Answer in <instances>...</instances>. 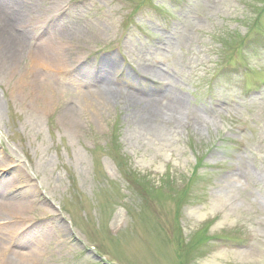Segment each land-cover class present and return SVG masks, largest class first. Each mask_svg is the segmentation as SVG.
I'll return each mask as SVG.
<instances>
[{
    "label": "rangeland",
    "instance_id": "rangeland-1",
    "mask_svg": "<svg viewBox=\"0 0 264 264\" xmlns=\"http://www.w3.org/2000/svg\"><path fill=\"white\" fill-rule=\"evenodd\" d=\"M10 1L30 12L31 44L0 68V174L20 176L0 192L25 208L17 224L0 215V264H106L82 243L120 264H264V0H91L66 15L72 0ZM1 9L4 35L21 33ZM241 35L262 41L235 47ZM95 55H116L113 88L85 74ZM121 61L131 90L115 88ZM165 84L182 112L125 102Z\"/></svg>",
    "mask_w": 264,
    "mask_h": 264
},
{
    "label": "bare ground",
    "instance_id": "bare-ground-1",
    "mask_svg": "<svg viewBox=\"0 0 264 264\" xmlns=\"http://www.w3.org/2000/svg\"><path fill=\"white\" fill-rule=\"evenodd\" d=\"M1 4H2L1 7H3V9H4V10L1 9V11L3 13L4 12L8 13V11H12L13 14L18 16V22L21 23V25H20L21 27L19 26V28H22V32L19 34H13V36H10V35L5 36L4 33L5 32L7 33L8 25H11V22L7 21V23H5V22L0 23V65H2V66H0V68L2 69L4 66H5L4 68L13 67L14 65L17 66L16 64L18 63V61L20 62V59L23 56V54L26 52L27 47L30 46L31 43L29 42V40L27 38L26 30L29 29L28 22H29L31 16H30V12H29V14H28L29 16L22 18L23 15L20 13V10L17 13L14 12L15 7H17L18 5H21L17 1L16 2L15 1L14 2L3 1V3H1ZM17 10H18V7H17ZM21 18H22V20H21ZM4 19H6V18L4 17ZM21 49L23 50V54H21ZM42 51H44V52L46 51V44L44 46V50H42ZM50 65L51 64H49V68L52 71H54V72L58 71L55 68L51 67ZM86 65H88V61H87ZM92 73L97 75V77L106 78L108 76V73L105 71H99L97 73L93 71ZM106 83H109V79H106ZM166 92L163 95H160V96L159 95H155V96L152 95V96L147 97L146 99H144L143 97H139L137 99L134 98V100L127 98V97H125L124 99H126L125 102L129 103L128 105H130V106L134 105V106L138 107V104H140L143 106V108L145 110L146 109L153 110L151 112H154V110H156V109L165 110L167 112L175 111L172 113L182 112L184 110V106H183L182 102L180 100H175V97L170 95V93H166ZM141 98H143V99H141ZM94 107H95V105L92 108L91 106H89L88 103H86L83 106V111H85V112L94 111V110H96V108H94ZM135 113H137V112H135ZM138 113H137V116H140L141 113H139V114ZM68 114L70 115L71 113L67 112V115ZM140 119H141L140 117L138 119H136V120H138L137 122L142 120V119L141 120ZM140 125L145 126L144 123H142V122L140 123ZM16 176L17 175L15 172L14 177H16ZM19 195L23 199V197L26 194L20 193ZM3 201L8 202L9 204L4 203ZM19 201L20 200H18V199L16 200V198H8L6 194L1 195L0 215L2 216L3 219H7V218L12 219L13 218L11 223L12 224L18 223L19 220L14 219V216H20L22 210L25 208L23 205H21L19 203ZM197 213H198V217H200V218L205 215V213H203L200 210H198ZM36 256H37V254L27 253V254H23L21 257L17 256L16 259L11 258L10 261L9 260H3V263H6V264H33L34 262H36L35 261Z\"/></svg>",
    "mask_w": 264,
    "mask_h": 264
}]
</instances>
